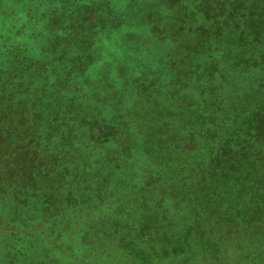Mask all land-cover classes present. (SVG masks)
I'll return each instance as SVG.
<instances>
[{
    "label": "trees",
    "instance_id": "obj_1",
    "mask_svg": "<svg viewBox=\"0 0 264 264\" xmlns=\"http://www.w3.org/2000/svg\"><path fill=\"white\" fill-rule=\"evenodd\" d=\"M37 1L0 0V4L4 3L7 12L15 13L20 4L31 9ZM59 1L65 2L66 13L73 15L68 21L71 27L65 50L59 48L56 41L49 44L46 36L39 44V51L32 44L36 42L30 39L26 41L27 48L17 41L0 52V184L5 182L6 193L11 189L10 196L5 198L8 203H0V207L5 205L0 212V218L4 212L0 220V237L5 238L4 241L25 243V238H33L32 233L39 225L55 219V207L66 211V201L77 204L66 190L56 195L57 189L66 186V174L72 173L66 167V149L78 144L66 134L75 127L81 125L88 130V149L95 156L97 150L105 146L112 147L131 139L132 143L141 144L139 149L144 160L148 161L150 152L156 153L155 160L162 170L166 169L167 156L171 157V151L177 150L179 142L192 141L197 149L200 144L206 148L205 138H200L197 131L209 129L211 134L206 133L209 146L194 164L200 175L195 180V189L220 188L231 180L242 188L240 181L246 182L244 197L231 195L232 199L242 200V205L246 206L242 210L245 214L251 213L253 218L239 222L250 238V247L244 252L245 258L241 251L237 252L235 261L239 258L246 264H264V0H121V8L115 0H41V9L46 10L43 16L49 17L55 11L48 3L54 5ZM9 13H0L6 20L3 25L13 21ZM54 18L48 20L46 29L54 25ZM118 32L122 35L123 46L129 44L137 54L133 61L138 66L130 64L117 73V77L127 76L125 84H129L134 92L133 99H124L127 94L124 84L123 93L117 100L115 94L111 96L110 111L100 110L93 116L90 101L94 95H103L100 92L91 96L92 89L88 84L95 77L88 76L87 64L92 56L97 57L100 53L96 47L101 45L96 46V43L111 42L112 33ZM2 34L0 28V45L6 41ZM86 75L88 83L81 82L80 77ZM100 86L105 89V95L111 89L104 83ZM157 97L165 107L159 106ZM129 102L140 106L133 109L132 115ZM102 104L100 97L94 107ZM141 105H148L147 110ZM173 111H178L177 115ZM117 112L125 114L124 120L113 121ZM168 135L175 138L167 139ZM54 139L57 144L64 143L53 146L50 141ZM132 149L136 150L131 148L130 151ZM118 155L104 160V167L118 169L124 166L122 154ZM51 157L58 162L53 163ZM43 162L47 164L43 165ZM40 164V171L58 166L56 174L63 180H49L48 173L44 181L36 180ZM76 166L80 167V164ZM82 169L88 172L90 168L82 166ZM241 174H244L243 178ZM68 176L71 181L75 179L71 174ZM211 177L215 182L208 184ZM153 178L140 174L138 180L141 183L136 189L141 193L153 190L158 201L152 204L157 206L166 192L164 184L156 180V176ZM38 208L41 210L37 219ZM163 216L158 220L165 219L166 214ZM171 216L175 223L177 215L172 213ZM159 221L152 228L161 230ZM220 222V219L214 221L213 236L219 240L229 238L230 228L226 233L221 232ZM260 223L262 228L257 230ZM77 236L80 238L79 234L73 238ZM64 237L61 239L66 240V234ZM209 240L217 244L212 238ZM55 241L54 238L57 247ZM7 243L4 245H12ZM173 243L159 242L158 252L162 255V250H173L170 264H179L176 242ZM179 244L183 246L182 241ZM183 244L186 245L184 241ZM193 244L186 256L189 264H197L191 252L197 255L208 252V240L202 238ZM21 246L13 245L12 253L16 254ZM30 247L32 245L27 244L25 249ZM197 255L194 256L197 258ZM166 258L164 255L160 261ZM210 258L213 259L210 264L220 263L218 256ZM16 259L12 256L9 264H14ZM88 259L77 262L89 264ZM23 260L30 259L22 257ZM27 264L48 262L30 260Z\"/></svg>",
    "mask_w": 264,
    "mask_h": 264
},
{
    "label": "rangeland",
    "instance_id": "obj_2",
    "mask_svg": "<svg viewBox=\"0 0 264 264\" xmlns=\"http://www.w3.org/2000/svg\"><path fill=\"white\" fill-rule=\"evenodd\" d=\"M115 2L121 8L119 5L122 1L115 0ZM64 5L65 2L61 1L54 3V5L48 3V7L52 8V10L55 9V11L51 16L45 17L43 14H45L46 10L43 11L41 9V0H38L31 9L26 4H20L18 8L16 7L15 13L7 12L4 3L0 4V13H9L13 17V21L6 25L2 24L6 20L0 17V28L3 31L2 37L6 39L0 45V52L3 51L4 47L15 44L17 41H21L23 46L26 47V41L30 39L36 42L37 45L35 43L32 44L39 51V44L44 40L42 38L46 36L49 44L56 41L59 48H66V36H68V30L71 27L68 21L73 15L72 13H66L67 5ZM71 7L69 6L68 8ZM54 16V25L46 29V23ZM67 38L70 39V37ZM121 38L122 35L118 32L112 33L111 42L103 40L101 44L98 41L96 46L101 45V47H96V50L100 53H97V57L92 56L87 64L88 70L86 69V72L88 76L91 78L95 77L88 84V87L92 89L91 96L93 94H100V92L103 95H94L90 101L91 106L94 108V111L91 112L93 116L97 115V111L100 110L104 111L105 109L109 112L112 102L110 100L111 96L115 94V100H117L116 98L123 93L127 76L120 75L117 77L121 71L120 68L128 67L130 64L138 66L133 61L137 55L136 52L132 51L129 44L123 46ZM136 78L133 77V79ZM80 79L78 78V81L88 83L86 81L87 75L85 77L81 76ZM101 83L111 87L106 95L104 94L105 89L100 86ZM125 85L127 94L124 95V99H133L134 92L130 90L129 84ZM100 97L101 104L102 102L103 104L95 108L94 106ZM158 99L159 106L161 108L165 107L161 103V99L157 97L156 100ZM120 100L125 102L122 99ZM135 103L134 106L131 102L128 103L131 106L129 110L131 115L133 109L140 107L135 106ZM141 106L144 110H147L148 105ZM120 112L116 113V116L113 118L114 122L124 120L125 114ZM177 112L173 111V114L177 115ZM184 122H181V125ZM208 130L197 131L200 138H205L206 148L209 146V141L206 138ZM210 134L211 131L208 132V135ZM66 136L71 137L72 140L75 139L76 144H78L77 147L67 146L66 149L68 150L66 167L67 170H72V173L67 174L75 176V179L71 181L70 176L66 174V186L62 185L61 189H57L56 195L66 190V193L72 194L77 204L66 201V211L60 210L61 207H55L53 211L54 216L56 215L55 219H51L52 221L48 220L45 224L39 225L32 233L33 238H27L28 240L25 238V243L20 244L17 240L9 241L8 239L4 241L5 238L0 237V264H9L12 256L18 258L14 261V264H27L30 260H41L43 263L48 262V264H78L79 262L77 261L83 258H89V264H152V261L158 262V264H170L173 250L167 249L163 251L161 249L162 255L158 252L159 242L163 241L171 244L176 242L175 250L176 254H179L177 262L179 261V264H189L186 259L188 249L196 241L200 242L202 238L208 240V244H206V251L208 252L198 255L197 253H193L197 255V258L192 252L190 253L197 260V264H210V261L213 260L210 257L215 255L218 256V262L220 261L218 264H238L237 262L239 264H246L245 260H239L238 257L240 255L237 257L238 261H235L237 252L241 251V256L245 258L244 252L250 247V238L243 232L245 229L239 222H242L244 218L246 220H253V218L251 213L246 212L245 214V211L242 210L246 208V206L242 205V200L240 202L236 199L237 197H234L235 199L231 198V195L234 194L242 197L245 196L246 182L238 179L242 188H239L231 180L221 185L222 187L220 188L212 186L209 189H204L205 191L199 190V188L195 189V180L199 179L200 175L194 169V164L200 153H206V148L202 147V144H200V149H197V146L192 141L188 143L184 142L183 144L179 142L177 150L171 151V157L167 156L168 163L166 164V169L162 170V167L155 160L156 153L150 152L148 161L144 160L145 157L144 155L141 156V150L139 149L141 144L135 143V141L132 143L131 139L128 142L112 147L105 146L97 150L98 153L95 156L93 151L88 149L89 140L87 137L89 135L85 127H81V125L75 127ZM166 138L171 140L175 137L168 135ZM57 143L56 139L50 141V144L53 146H60L64 141L59 142V144ZM131 148H136V150L132 149L130 151ZM151 149L155 148L152 147ZM129 152L130 156H128ZM118 154H122L120 158L124 160V166L118 169L117 167L116 169L104 167V160L112 156L117 158ZM50 160L53 163L58 162L52 157ZM36 161L39 162L38 159ZM70 161L73 164L69 165ZM45 164L47 163L43 162V165ZM78 164H80V167L76 166ZM82 166L90 169H88V172H85ZM41 168L42 165L40 164L39 173L35 176L36 180L40 181L42 179L44 181V176L47 173L51 177L47 178L49 180H63L59 179L61 178L59 174H56L58 166L55 165V168L50 166L48 170L44 169V171H40ZM73 169L75 173H73ZM174 172L176 175H174ZM140 174L145 177L151 176L152 178L156 176V180L164 184L163 190L166 192V195L164 199L162 196L160 197L161 202L157 206L152 204V202L158 201V196H156L153 190L152 192L146 190L144 193H141L142 191L136 189L137 184L141 183L138 180L140 179ZM241 175V178H243L244 174ZM162 176H165V178ZM214 182V177L208 179V184H213ZM4 185L5 182L0 184V203L7 204L8 201L5 198L10 196L11 189L9 193L4 192L6 191ZM198 194L199 196L197 197ZM4 208L5 205H2L0 212ZM37 210L36 218L38 219L41 209L38 208ZM62 211L65 214L58 215ZM170 212L177 215L175 223L170 218L172 215ZM3 214L4 212L1 214V218H3ZM163 214H166L165 219L159 221L158 218H163ZM256 217L259 218L260 215H256ZM1 218L0 220H2ZM216 219L221 220L219 225L221 232L224 231L226 233V230L230 228L228 230L229 238L226 236L219 240L217 236H213L215 231H211V229L212 225H215L214 221ZM158 221L160 222L161 230L152 228L157 225ZM262 225L260 223L256 227L257 230L261 229ZM233 228H236L237 232ZM159 231H161V234L158 235ZM139 232L140 235L137 236ZM65 234L66 240L61 239L65 238ZM76 234H79L80 238L78 236L73 238ZM54 238L55 242H57V247H55ZM209 238H212L217 244L214 245L209 242ZM181 241L184 247L180 246L179 243ZM183 241L186 245L183 244ZM5 242H8L7 245H12L5 246ZM16 244L22 246L17 248L16 254H13V248L11 247ZM27 244L32 245V247L25 249ZM24 249L25 251L18 254V251ZM216 250L217 252L214 253ZM149 253L152 259L148 256ZM164 255L167 258L161 262L160 260ZM21 256L30 260L21 261ZM139 259L146 261H140ZM182 260H185V262L183 263ZM190 264L192 263L190 262Z\"/></svg>",
    "mask_w": 264,
    "mask_h": 264
}]
</instances>
